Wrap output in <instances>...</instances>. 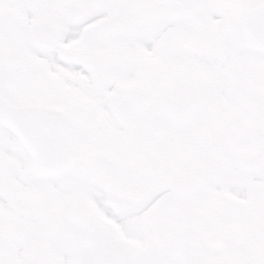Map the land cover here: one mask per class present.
<instances>
[{
    "label": "snow or ice",
    "instance_id": "obj_1",
    "mask_svg": "<svg viewBox=\"0 0 264 264\" xmlns=\"http://www.w3.org/2000/svg\"><path fill=\"white\" fill-rule=\"evenodd\" d=\"M0 264H264V0H0Z\"/></svg>",
    "mask_w": 264,
    "mask_h": 264
}]
</instances>
